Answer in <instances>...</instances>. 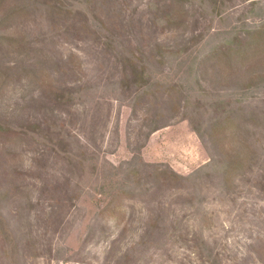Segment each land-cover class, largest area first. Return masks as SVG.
Returning <instances> with one entry per match:
<instances>
[{"label": "rangeland", "instance_id": "rangeland-1", "mask_svg": "<svg viewBox=\"0 0 264 264\" xmlns=\"http://www.w3.org/2000/svg\"><path fill=\"white\" fill-rule=\"evenodd\" d=\"M170 1L91 0L59 15L51 0L0 3V19L9 17L0 22V264H208L202 236L226 264H264V174L258 170L240 176L227 196L203 179L204 206L192 235L163 242L166 234L118 258L139 242L158 203L170 198L163 188L157 195L144 190L151 169L143 164L189 175L218 153L206 131L200 137L186 119V105L152 123L154 96L136 94L131 79L123 82L130 69L104 35L137 57L159 59L158 44L183 49L166 51L164 64L154 66L161 78L153 89L157 98L168 94L184 105L175 91L187 94L191 110L203 108L202 119L216 102L230 100L254 117L245 129L258 131L264 143V88L212 83L214 67L194 77L195 66L190 75L191 60L200 61L211 43L264 23V0H207L205 6L192 0L184 37L166 21L175 11ZM127 181L139 186L115 197ZM181 184L182 191L190 188ZM205 215L210 223L203 226ZM119 235L116 255L107 258L105 249Z\"/></svg>", "mask_w": 264, "mask_h": 264}, {"label": "trees", "instance_id": "trees-1", "mask_svg": "<svg viewBox=\"0 0 264 264\" xmlns=\"http://www.w3.org/2000/svg\"><path fill=\"white\" fill-rule=\"evenodd\" d=\"M3 0H0V3ZM56 3L55 10L59 15L64 12L67 7V13L72 12V8L82 4V6L88 7L91 0H51ZM50 2V1H47ZM190 2V3H189ZM192 0H171L170 3H174L176 12L174 15L170 13L166 16L171 26L177 24L180 27V33L184 37V32L181 30L188 27V7L192 5ZM207 0H201V5L205 6ZM216 5V2H215ZM9 17H1L0 22H4ZM169 24V25H170ZM101 32V31H99ZM106 42H104L107 48L113 49L114 53L120 60L121 66L126 70L130 69V75L125 74L123 82H129L131 79L136 88L137 93L150 92L155 99V113L152 123H156L160 118H163L164 112H170L171 110H177L184 108L186 112V119L194 126L195 131L201 137L200 131H206L204 134L208 135L212 140L217 156L211 159L210 163H207L200 168L196 169L189 175H180L177 172L166 168L161 164H143L148 169H151V174L148 176L149 183L151 185L144 189L150 191V194L157 195L160 189H165V192L169 194L162 202L158 203L155 207L154 213L150 217L148 228L143 232L144 234L139 237L137 242L132 248L118 256V258H128L131 252L138 246L145 242L159 243L162 242L164 235L168 234L167 239H176L177 234H185L187 237L193 234L191 229V223L197 222L199 214L203 208L202 196L207 187V183L202 180L208 178L215 183V190L218 188L220 195H229V187L240 176H245L248 171L258 170L264 174V143L262 142V136H259L258 131H246L245 127L249 122L254 121V117L248 112H244L242 106L233 105L230 100H220L216 102L211 108L215 107V111L207 119H202L203 113L199 111L203 109L200 106H194L192 110L189 107V96L182 92L175 91L176 94L184 100V105L181 101H178L174 105L173 98L168 94L161 96L160 99L153 89H159L158 83L161 78L154 75L152 70L157 64H164L165 52H172V49H176L177 52H183V49L170 45L161 46L157 45V50L161 52L159 59H156L154 55L150 57L144 56L142 53L137 57L134 53L126 52L125 48L121 44H117V41L110 36L104 35ZM221 41H214L208 46L206 54L201 57L200 61L194 59L191 60L190 75L194 73V67L196 66V74L203 70V67H214L212 72L211 82H216L217 79L227 80L231 85L230 87L241 88L248 91L252 88H264V23L254 30H249L245 35H239L232 31L227 32L223 36ZM162 50V51H161ZM189 50V48H188ZM119 51V54L117 53ZM170 58V55L167 56ZM200 76H197V79ZM191 83V82H190ZM178 86H176L177 88ZM207 95L212 94L208 89L203 90ZM181 99V100H182ZM161 101V105H158L157 101ZM206 112V111H205ZM264 112V110H263ZM190 114V115H189ZM155 126V125H154ZM153 126V127H154ZM152 127V128H153ZM156 128V127H154ZM209 131V133H208ZM258 135V137H256ZM133 160L128 163L130 167H133ZM257 164V166H254ZM131 174H134L135 170L129 168ZM140 175V169L136 168L135 179ZM213 176V177H212ZM264 181V179H262ZM187 183L190 188L187 191H182L186 187ZM126 186L121 191L119 190L115 197L123 192H131L139 185L137 182L131 184L126 182ZM127 189V190H125ZM179 196L183 199L178 205H176L173 197ZM203 226L210 223V218L204 216L201 221ZM204 235V231L201 230L195 233L194 238ZM121 235L111 240L110 244L105 249L106 257H114L119 247L118 242L121 241ZM136 240V239H135ZM196 240V239H195ZM200 245L208 247V264H226L222 253L220 251L214 252L213 247L209 240H206L204 236L201 237ZM200 258H204L202 249L197 251Z\"/></svg>", "mask_w": 264, "mask_h": 264}]
</instances>
